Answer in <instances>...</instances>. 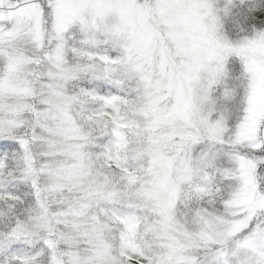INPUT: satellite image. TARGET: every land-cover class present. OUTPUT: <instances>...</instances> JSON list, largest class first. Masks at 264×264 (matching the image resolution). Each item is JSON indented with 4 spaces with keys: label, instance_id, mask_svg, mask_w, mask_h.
I'll use <instances>...</instances> for the list:
<instances>
[{
    "label": "snow or ice",
    "instance_id": "1",
    "mask_svg": "<svg viewBox=\"0 0 264 264\" xmlns=\"http://www.w3.org/2000/svg\"><path fill=\"white\" fill-rule=\"evenodd\" d=\"M0 264H264V0H0Z\"/></svg>",
    "mask_w": 264,
    "mask_h": 264
}]
</instances>
